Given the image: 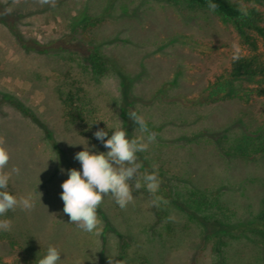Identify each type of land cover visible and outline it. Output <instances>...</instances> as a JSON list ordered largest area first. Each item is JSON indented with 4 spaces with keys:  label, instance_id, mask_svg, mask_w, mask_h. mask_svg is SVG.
I'll return each instance as SVG.
<instances>
[{
    "label": "rangeland",
    "instance_id": "1",
    "mask_svg": "<svg viewBox=\"0 0 264 264\" xmlns=\"http://www.w3.org/2000/svg\"><path fill=\"white\" fill-rule=\"evenodd\" d=\"M30 39L71 48L27 50L22 42ZM94 48L107 62L103 74L88 64ZM241 51L219 16L177 0H0V99L9 95L34 114L70 167L82 171L74 156L87 143L108 151L93 136L98 128L108 138L116 128L134 135L137 126L127 129L123 115L124 77L127 109L157 134L137 154L140 173L155 170L160 181L153 195L141 179L125 209L105 197L102 231L84 232L63 213L68 175L55 147L35 122L0 104V136L11 157L5 171L20 169L7 190L32 194L35 205L2 217L12 230L0 232V264H38L50 245L61 264H264V157L237 151L238 139L257 130L263 107L259 100L212 102L205 92ZM73 109L83 121L72 119ZM202 193L219 201L210 212L230 222L219 235L206 236L175 204Z\"/></svg>",
    "mask_w": 264,
    "mask_h": 264
},
{
    "label": "clouds",
    "instance_id": "2",
    "mask_svg": "<svg viewBox=\"0 0 264 264\" xmlns=\"http://www.w3.org/2000/svg\"><path fill=\"white\" fill-rule=\"evenodd\" d=\"M40 2L48 3L49 0ZM52 3L54 6L55 0H52ZM208 7L214 12L218 5L209 3ZM239 10L243 15H247L244 6ZM233 59H239V55H234ZM129 119L137 126L132 138H129L123 128L111 131L110 138L108 131L98 128L93 136L108 151H95V146L90 148L87 143L86 147L83 145L84 150L74 156L80 163L82 171L75 168L66 170L68 179L61 184L60 195L64 204L63 213L69 217L70 224H75L84 232L99 234L102 231L103 222L98 216V209L105 197H111L121 209H125L134 199L133 187L137 190L141 188V179L150 194L154 195L159 190L158 172L154 170L151 174L147 172L141 174L142 164L138 162L137 155L147 151L149 145L155 142L157 134L149 130L144 117L137 112H131ZM137 131L141 135H135ZM4 145L5 138L0 136V232H9L12 230V220L2 217L18 208L31 211L35 205L32 194L18 198L7 190L12 174L19 175L20 169L13 167L10 171H5L11 157ZM61 172L65 170L61 169ZM61 262L60 251L52 245L48 247L46 255L38 260V264ZM108 264L120 262L108 258Z\"/></svg>",
    "mask_w": 264,
    "mask_h": 264
},
{
    "label": "trees",
    "instance_id": "3",
    "mask_svg": "<svg viewBox=\"0 0 264 264\" xmlns=\"http://www.w3.org/2000/svg\"><path fill=\"white\" fill-rule=\"evenodd\" d=\"M177 1L186 4L190 8L208 10L209 3L217 4V10L212 12L231 27L238 43L245 49L244 52L233 53L228 68L214 77V81L208 85L205 92L207 93L208 99L212 102L216 100H235L242 104H250L258 100L261 102L263 109L262 113L257 118V130L252 133L253 135H245L238 139L237 151L244 156L259 155L264 157V0ZM241 6L247 9L246 16L240 12L239 9ZM84 20L88 19L84 18ZM22 44L27 50L38 52H46L50 48H63L64 46L66 48H71V45L67 46V44L62 42L42 44L31 39L23 41ZM260 45H262V48ZM86 54L88 55V64L92 66L94 73L103 74L106 72L107 62L96 48L86 51ZM237 54L239 55V59H233V56ZM121 81L123 115L125 125L127 129H129V125H131L132 121L129 119L130 112L127 109V107L130 106L127 95L128 85L126 79L122 76ZM4 103L11 105L23 116L28 117L40 126L44 131L46 139L55 147L60 163H62L67 170L72 169L63 158L62 152L54 142L52 132L34 114L9 95H4L0 99V104ZM73 110L74 112H70L72 119L74 121H83L81 113L77 112L76 109ZM175 204L180 209L189 213L202 225L206 236L219 235L230 226V222L215 217V214L210 212L209 208L216 205L219 206V201L216 198L214 201H208L205 193H202V197H200L198 201H191V204L186 206L178 201H175ZM98 213H101L99 209ZM209 214L210 216H207ZM259 220L264 224V212L260 214ZM30 244L29 241L27 245L29 246Z\"/></svg>",
    "mask_w": 264,
    "mask_h": 264
}]
</instances>
